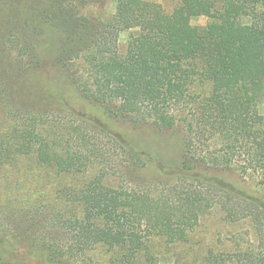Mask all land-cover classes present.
Instances as JSON below:
<instances>
[{
  "label": "trees",
  "instance_id": "1",
  "mask_svg": "<svg viewBox=\"0 0 264 264\" xmlns=\"http://www.w3.org/2000/svg\"><path fill=\"white\" fill-rule=\"evenodd\" d=\"M95 1L0 0V11L2 6L20 11L15 20L13 15L0 18V106L5 109L0 118V260L100 264L91 252L103 249L113 264H156L151 238L171 245L186 242L213 207L233 221L248 216L263 238L264 12L258 6L264 0H182L171 14L148 0H117L115 14L105 21L83 11ZM202 13L210 21L193 25L192 17ZM123 30L133 32L120 50ZM45 31L58 33L51 60L67 88L41 80L42 95L54 93L60 110L77 115L79 125L113 134L134 162L154 166L165 177H182V189L169 197L126 189L103 174L99 149L80 130L68 131L67 124L46 120L37 109L25 116L15 113L4 74L30 82L45 64L39 49ZM8 33L16 36L12 59ZM19 56L22 64L16 65ZM108 119L135 129L181 128L180 163L171 165L137 148L126 134L114 132ZM39 168L55 176H90L62 185L50 200L23 198L20 203L28 209L23 206L10 219L3 191L15 188L19 174ZM230 169L242 185L219 174ZM29 212L30 220L24 215ZM40 224L60 231L64 239L42 233ZM237 248L227 260L211 257L208 264H264L252 250Z\"/></svg>",
  "mask_w": 264,
  "mask_h": 264
},
{
  "label": "rangeland",
  "instance_id": "2",
  "mask_svg": "<svg viewBox=\"0 0 264 264\" xmlns=\"http://www.w3.org/2000/svg\"><path fill=\"white\" fill-rule=\"evenodd\" d=\"M148 1L159 4L164 12L168 14L173 13L182 5V0ZM19 4L21 3L19 2ZM116 6L117 0H96L91 3L90 7L84 8L83 11L97 20L101 19L100 21H105L115 14ZM1 8L0 18H4H2V21L6 20L10 15H13V20L20 16V11L14 7L2 6ZM258 8L259 11L264 12V5H260ZM209 21L210 16L208 13L193 16L191 19L192 24L195 26H205ZM46 28L49 29V27ZM132 32V30H123L120 32L118 38L120 50L127 47ZM20 34L23 36L24 33ZM57 34L51 31H45L43 33V40L39 43V49L41 47L40 51L45 53V64L39 71L32 73L33 76L30 82L21 76L13 78L12 76L15 73L4 74L3 80L6 87L11 88L8 100L14 106L15 113L25 116L29 109H37L44 113L43 115L46 120H55L63 126L67 124L68 131H73L74 129L76 131L77 129L80 130L81 134L78 131L77 133L85 137L87 143L89 142L92 146L99 149L101 155L99 163L97 164L103 169V174H108L106 176L110 179L119 181L126 189L144 191L154 195L161 194L164 197L172 196L178 190L182 189L186 185V182H181L180 179L182 177H165L160 175L154 166H143L142 161L134 162L133 157L116 140L113 134L90 124L79 125V123L83 122L79 120L77 115L68 114L66 111L60 110L59 106L61 104L54 93H43L42 95L39 89L41 80L53 81L56 88L59 86H61V89L67 88L64 83L65 81H62L63 76L53 66L51 60L55 47L57 46ZM7 37L10 39L7 45L8 50H10L9 53H12V59L13 55L15 57V42L12 40L16 36L8 33ZM14 63L16 65L22 64L21 56ZM74 101L75 103L79 102L76 97H74ZM259 111L264 114V96L259 103ZM4 112L5 109L0 106V118ZM106 122H108V125L114 132L124 133L127 137L131 138L137 148L162 156L171 165L180 163L183 153V131L181 128L164 131L152 127L135 129L123 122L112 119H108ZM219 174L226 180L233 181L238 185L243 184L236 170L230 169ZM88 176H90V173L85 176H55L46 168L34 170L32 174H19L15 179L17 182L15 188H6L2 193V203L5 205L4 209L6 210L5 215L10 216V219L16 218L18 215L17 210L24 206L21 205L20 201L27 196H40L41 200H50L56 195V190L59 189L58 192L61 191L62 185H76L80 180ZM66 190L64 189L63 191ZM16 196L19 199H15ZM24 215L27 216V219H32L30 218V212ZM40 225L42 233L64 239L60 236V231L54 228L51 229L52 227L45 226L44 224ZM261 233L264 234V231ZM236 245L238 246V250H252L255 252L257 254V261L264 258V237L262 238L260 235H256V230L251 225L248 216L239 221H233L225 216V212L220 207H213L208 213L202 216L201 222L190 234L189 240L186 242L171 245L161 237H153L149 241V246L154 254L153 257L156 264H208L211 257H217L219 260H227L228 255L235 251ZM91 257L100 264H113L110 259V252L103 249L92 251ZM0 264L10 263L0 260Z\"/></svg>",
  "mask_w": 264,
  "mask_h": 264
}]
</instances>
